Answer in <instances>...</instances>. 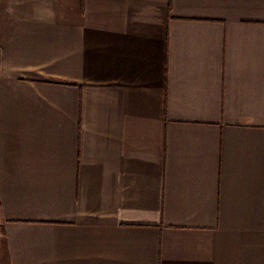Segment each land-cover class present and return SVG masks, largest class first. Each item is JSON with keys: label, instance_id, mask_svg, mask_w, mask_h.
<instances>
[{"label": "crops", "instance_id": "crops-1", "mask_svg": "<svg viewBox=\"0 0 264 264\" xmlns=\"http://www.w3.org/2000/svg\"><path fill=\"white\" fill-rule=\"evenodd\" d=\"M0 264H264V0H0Z\"/></svg>", "mask_w": 264, "mask_h": 264}, {"label": "rangeland", "instance_id": "rangeland-1", "mask_svg": "<svg viewBox=\"0 0 264 264\" xmlns=\"http://www.w3.org/2000/svg\"><path fill=\"white\" fill-rule=\"evenodd\" d=\"M0 233H1V228H0Z\"/></svg>", "mask_w": 264, "mask_h": 264}, {"label": "trees", "instance_id": "trees-1", "mask_svg": "<svg viewBox=\"0 0 264 264\" xmlns=\"http://www.w3.org/2000/svg\"><path fill=\"white\" fill-rule=\"evenodd\" d=\"M1 232H2V229H1Z\"/></svg>", "mask_w": 264, "mask_h": 264}]
</instances>
